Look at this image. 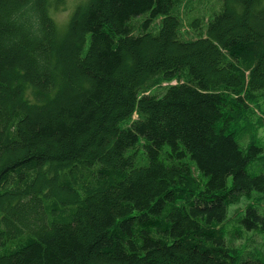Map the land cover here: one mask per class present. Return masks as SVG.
<instances>
[{"label": "trees", "instance_id": "obj_1", "mask_svg": "<svg viewBox=\"0 0 264 264\" xmlns=\"http://www.w3.org/2000/svg\"><path fill=\"white\" fill-rule=\"evenodd\" d=\"M51 2L0 0V264H264L221 232L264 191L263 148L238 137L264 0H222L193 38L182 0H82L61 32ZM158 76L176 81L145 92Z\"/></svg>", "mask_w": 264, "mask_h": 264}, {"label": "rangeland", "instance_id": "obj_2", "mask_svg": "<svg viewBox=\"0 0 264 264\" xmlns=\"http://www.w3.org/2000/svg\"><path fill=\"white\" fill-rule=\"evenodd\" d=\"M82 0H62L54 5L52 0L49 12L56 22L58 31H63L76 5ZM175 12L180 17L179 32L184 37L193 38L199 32H204L205 23L212 13L222 4V0H182ZM162 16L155 19L153 28L156 31L160 25ZM176 79L165 80L158 76L153 80V84L144 90L152 92L160 90L163 85L175 82ZM249 117L246 121L239 123L242 127L239 132V142L246 145L250 140L262 146L261 156L248 165L251 172H264V94L255 102H250ZM137 114L133 112L132 117ZM243 124V125H242ZM195 173L196 170H194ZM247 200L240 199L230 205L226 220L221 225V232L227 245L232 249L237 257L245 256L259 257L264 262V231L260 229L246 230L239 224V218L244 211L247 202H252L258 211L264 214V191H252Z\"/></svg>", "mask_w": 264, "mask_h": 264}]
</instances>
